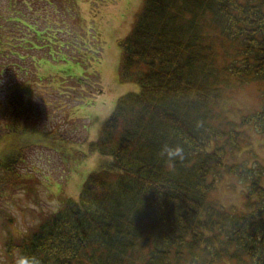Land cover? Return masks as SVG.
Listing matches in <instances>:
<instances>
[{"label":"trees","instance_id":"obj_1","mask_svg":"<svg viewBox=\"0 0 264 264\" xmlns=\"http://www.w3.org/2000/svg\"><path fill=\"white\" fill-rule=\"evenodd\" d=\"M12 12L9 21L23 17ZM23 27L30 32L17 28L14 42L0 38V54L12 58L0 63V182L11 179V201L23 184L33 188L35 176L21 179L16 165L43 134L37 93L25 81L34 57L19 51L46 47L49 34L36 22ZM118 45L119 79L139 89L117 99L80 151L111 160L88 173L76 198L41 212L20 235L9 229L0 260L264 264V163L238 158L245 129L264 135V0H143ZM251 83L260 84L259 108L230 117L228 102ZM226 175L245 187L241 207L212 197ZM2 200L0 192V231L12 221Z\"/></svg>","mask_w":264,"mask_h":264},{"label":"rangeland","instance_id":"obj_2","mask_svg":"<svg viewBox=\"0 0 264 264\" xmlns=\"http://www.w3.org/2000/svg\"><path fill=\"white\" fill-rule=\"evenodd\" d=\"M7 4V0H0L4 9L0 23L2 40L16 39L13 34L17 28H24L23 34L30 32L23 24L34 22L49 35L43 38L46 47L32 53L19 51L20 55L34 57L35 67H30L25 81L37 93L42 108L38 127L43 134L36 137L35 145L16 165L21 179L29 174L35 176L34 180L29 179L31 191L25 192L29 186L23 184L11 201V179L0 182L3 211L12 220L6 230L0 231V256L4 255L2 243L9 229L12 236L20 235L27 223L37 221L41 212L56 211L63 198H76L88 173L111 160L97 152L81 156L80 151L87 152V141L98 137L100 125L117 99L139 89L138 84L119 79L118 39L131 30L143 0H21L15 6ZM13 10L23 14L21 18L18 15L20 22L19 18L9 21L15 17ZM11 59L0 54V63ZM1 76L9 78L12 72L5 71ZM259 86V83L248 84L233 96L228 102L230 117L237 119L240 112L259 108ZM49 131L55 132L54 139L45 135ZM245 131L248 145L244 144L238 158L247 157L249 164L256 158L264 163V135ZM244 189L236 177L226 175L212 197L224 206L241 207ZM10 263L6 258L0 260V264Z\"/></svg>","mask_w":264,"mask_h":264}]
</instances>
